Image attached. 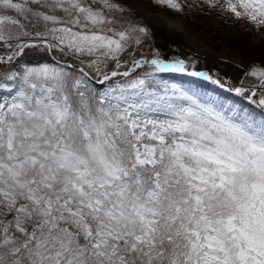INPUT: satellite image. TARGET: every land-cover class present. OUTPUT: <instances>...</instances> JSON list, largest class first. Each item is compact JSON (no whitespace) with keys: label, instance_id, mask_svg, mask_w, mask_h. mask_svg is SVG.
I'll return each mask as SVG.
<instances>
[{"label":"snow or ice","instance_id":"obj_1","mask_svg":"<svg viewBox=\"0 0 264 264\" xmlns=\"http://www.w3.org/2000/svg\"><path fill=\"white\" fill-rule=\"evenodd\" d=\"M205 6L264 33V0ZM146 45L121 0H0V264H264V66Z\"/></svg>","mask_w":264,"mask_h":264},{"label":"rangeland","instance_id":"obj_2","mask_svg":"<svg viewBox=\"0 0 264 264\" xmlns=\"http://www.w3.org/2000/svg\"><path fill=\"white\" fill-rule=\"evenodd\" d=\"M190 1L191 0H184V3L186 5H190V7L186 6L184 8V11L181 12V13H177V12L171 11V10H169L167 8L161 7V6L157 5V4H155L153 2V0H144L142 2H136V1L135 2L137 4L139 3V5H140L139 10H140L141 13H143V15L145 17V19H143L144 20V24L148 25L149 27L159 26L160 23H161V21H163L162 19H167L168 20L167 21L168 23H170L171 21H175L176 22V20H174V19L171 20V18L169 16H167L166 14L161 13L160 10L159 11H156L154 9V7H153L154 5L160 7L161 9H163L164 11H166L168 13L172 12L175 15L177 14V16L180 18V20H182L183 22H185L187 25L194 26L193 23L191 24V22H188V21H190L192 18L195 19L196 20L195 22L197 23V25H201L202 27L198 28V27H195L194 26V28H195V30L197 32L195 30H193V31L196 32V33H194V32H192V30H189L190 31V35H193L194 37H197L198 39H201L202 36H205L206 39H209V40H211L213 42L212 45L215 44L216 46H218V49L219 50L223 49L224 47L225 48L227 47L231 52L237 53V54L241 55L246 60V67H245V69L241 73L242 76H241V79L239 80V83L236 84V80L234 79V76L229 75V74L228 75H224V73L222 72V70L219 69V68L216 70L215 76H217V78H219L222 83L231 84L233 86H239V84H240V82L242 80H243V82H244L245 85H248V84H251V83H255V81L252 78H250V77L248 79L245 78L244 77V73L246 71H248L250 69V67L253 66V65L264 66V54H261V53L259 54L258 53L257 55H251V56H249L247 54L246 55L243 54L239 50L232 49L231 47H229L227 44L224 43L223 37H224L225 34H234V33H231L230 32L229 23H227V19L220 20L218 17L215 19V16H214V20L213 19L211 20L210 17H208L209 20L208 19L207 20H199L198 19L199 17L198 16H195V14H194V13H196V11H194V12L192 11V5L190 4ZM121 2L123 4V6L126 8V10L129 11L130 13H132V18L134 20L138 21V18H139L138 15H139V13L133 7H131L130 5L125 4L122 0H121ZM201 2H202V0H201ZM191 12H193V13L191 14ZM167 17H169V19ZM149 19L151 20V22L154 20V22H152V23L150 22L151 23L150 25H149V21H148ZM164 21H166V20H164ZM175 22H173V23H175ZM180 25H182V24H180ZM156 29H157V31L156 30L155 31L158 32L157 34H158L159 37H161V35H162V37L168 36L167 35V32H164L161 29L159 30L158 27ZM213 34H214V37H212ZM166 38H168V37H166ZM149 46L152 47V48H156V49H158L161 52L160 46H158V43L155 42L153 40V37H151V36H150V45H146V48L149 47ZM181 50H184V52H186L185 49H181ZM181 50L174 49V52L173 53L176 56H179V52L178 51H181ZM194 52H198L201 55H204L203 58H206L207 61L210 62V63L216 61V58L217 57L214 54L216 52L212 53V52L209 51L207 53L204 52L205 53L204 54L201 50H197V49ZM189 53H191V52H189ZM170 54H172V53H170ZM252 54H254V53H252ZM194 55H196V54H194ZM218 58L221 59V60H223V61H227V62L233 63L234 65H237L238 68L239 67L240 68L242 67V65L240 64V61H235V60L231 59L230 57H227V56H225V57L224 56L219 57L218 56ZM176 78H177V80L179 82L184 83L186 86H192L190 82L196 81L197 84L201 87V90L207 91L208 93H210L212 95H215V94L217 96H220L221 95L226 100L227 99H231L229 97L230 95L235 96L234 93L228 92L225 89H221V88H219V86L213 85V84H211L208 81H203L202 79L188 77V76H184V75H180V74H176ZM232 101L233 102H237L238 100L237 101L236 100H232Z\"/></svg>","mask_w":264,"mask_h":264},{"label":"trees","instance_id":"obj_3","mask_svg":"<svg viewBox=\"0 0 264 264\" xmlns=\"http://www.w3.org/2000/svg\"><path fill=\"white\" fill-rule=\"evenodd\" d=\"M136 2H142L144 0H135ZM190 4L192 5V11H196L195 16H198L199 20H209L208 17L211 18V20H214L218 17L220 20H225L226 18L220 16L217 12L209 10L206 6L201 7V0H192L190 1ZM191 12V14L193 13ZM140 22L144 23L145 17L143 13L138 10ZM193 14V15H194ZM190 20V19H189ZM149 25L154 22V20L151 22L149 19ZM188 21V20H187ZM195 19H191L188 22L193 23L195 27H202L201 25H197L195 22ZM151 22V23H150ZM218 22V21H217ZM227 23H229L230 32L234 34H225L223 37V41L225 44H227L232 49L239 50L243 54H247L249 56L251 55H257L258 53L264 54V33H257L255 30H250L249 26L245 25L243 22H235L232 19H227ZM154 25V24H153ZM163 28L164 32H167L168 36H177L180 39H183L185 41L186 46L191 51L201 50L204 52H212L214 53V50L218 49V46L213 44V42L209 39H206L205 36H202L201 39H198L197 37H194L193 35H190V29L187 28L184 25H180L177 21L175 23H172V25H164ZM192 32L196 33L192 30ZM214 37V34L212 35ZM155 41V39H153ZM156 42V41H155ZM227 48V47H226ZM201 52V53H202ZM254 53V54H252ZM197 56H202L200 53L195 52ZM236 55H239L237 53H233ZM33 59H38V57H33ZM223 61V60H222ZM239 83V81H236V84ZM232 100H238L237 102L240 103H247L246 101L240 100L239 97H235L233 95L229 96Z\"/></svg>","mask_w":264,"mask_h":264},{"label":"bare ground","instance_id":"obj_4","mask_svg":"<svg viewBox=\"0 0 264 264\" xmlns=\"http://www.w3.org/2000/svg\"><path fill=\"white\" fill-rule=\"evenodd\" d=\"M167 18L169 19V17H167ZM170 18H171V20H173L172 17H170ZM162 20L163 21H161V23H160L159 26L149 27L150 28V36L153 37V39H155V41L158 43V46H160V48H161V53L162 54H164V55H166L168 57H179L181 59H185L186 61L194 62V67H195L196 70L208 72L210 75L214 76L215 78H217V76H215V72L219 68V69L222 70V72L224 73V75H228V74L229 75H232V76H234V79L236 81L237 80L239 81L241 79V76H242L241 73H242V71L246 67V60L241 55L233 54V52H231L228 48H225L224 47L221 50L217 49V50L214 51V52H216L214 54H215V56L217 58H216V61L215 62H211L210 63V62L207 61L206 58H203L204 55H202L200 57L197 56V55H194L195 52L194 51H191L186 46L185 41L183 39H180L177 36H166V37H168V38H166V37H162V35H161V37H159L158 34H157L158 32H156L157 31V29H156L157 27L159 28V30L161 29L163 31V28L165 27L164 25H170L173 22H175V21H171L170 20L171 22L168 23L167 22L168 21L167 19H162ZM164 20H166V21H164ZM174 49H179V50L185 49L186 52H184V50L178 51L179 52V56H176L173 53L174 52ZM189 52H191V53H189ZM170 53H172V54H170ZM218 56L219 57H221V56H224V57L227 56V57H230L231 59H233L235 61H240V64L242 65V67L241 68L240 67L238 68L237 65H234L233 63H230V62H227V61H222L221 59L218 58Z\"/></svg>","mask_w":264,"mask_h":264},{"label":"water","instance_id":"obj_5","mask_svg":"<svg viewBox=\"0 0 264 264\" xmlns=\"http://www.w3.org/2000/svg\"><path fill=\"white\" fill-rule=\"evenodd\" d=\"M125 4H128V5H130L131 7H133L137 12H138V10H139V8H140V5H139V3L137 4L134 0H122ZM143 6V5H142ZM154 7V9L156 10V11H159L160 10V12L161 13H164V14H166L167 16H169V17H172L174 20H176L178 23H180V24H182V25H184V26H186L187 28H189L190 30H195V28H194V26H190V25H187L185 22H183L182 20H180V18L177 16V15H175V14H173L172 12H170V13H168V12H166V11H164L163 9H161L160 7H158V6H153ZM152 8V7H151ZM139 17V16H138ZM140 17L138 18V21L140 22ZM196 31V30H195ZM197 32V31H196Z\"/></svg>","mask_w":264,"mask_h":264}]
</instances>
